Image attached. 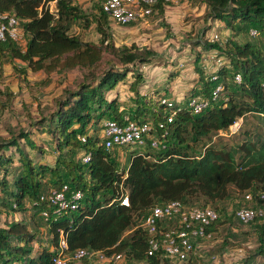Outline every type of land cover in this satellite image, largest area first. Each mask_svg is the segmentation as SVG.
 <instances>
[{"label":"trees","instance_id":"obj_1","mask_svg":"<svg viewBox=\"0 0 264 264\" xmlns=\"http://www.w3.org/2000/svg\"><path fill=\"white\" fill-rule=\"evenodd\" d=\"M45 1L0 0V12L14 14L26 37L22 49L9 39L0 42V57L7 53L17 57L27 68L45 72L73 66L90 67L101 57L100 44L105 42L110 44L121 63L149 61L151 50L138 49L133 45L112 46L107 23L109 19L101 11L98 1L95 0L94 4L97 14H91L90 19L72 0H55V10L45 8ZM201 1L205 17L222 21L232 32L244 28H247V33L249 28L264 32V0ZM38 6H41L40 9ZM162 7L159 2L155 4L158 10ZM75 20L94 22L99 45L68 32L71 22ZM228 42L227 48H221L216 42L198 43L203 44L204 48L214 47L219 52H225L232 68L240 74L239 83L233 81V73L232 82H225V67L213 72L216 74L214 79L210 78L212 73L205 80L199 73L198 78H202L203 83L190 95L207 97L219 80L223 82V90L216 100L197 113L185 108L186 98L183 99L185 102H181L182 106L175 111L172 121L163 126L165 133L160 134L161 128L154 130L163 146L152 147L147 141L141 150H130L125 165L120 167L114 153L104 149L99 142V135L86 133L94 117L119 119L121 116L116 111L117 96L107 100L103 90L111 88L113 91L116 83L126 76L127 69L108 68L86 82H79L77 88L68 91L67 96L57 102L53 113L41 120L46 121L47 130L55 138L57 155L52 165L34 163L27 153L22 152L18 138H24L34 147L24 130L7 139L0 138V191L13 200V207L22 208L27 199L31 201L32 208L39 210L37 206L42 202L38 203V195L41 191L58 187L62 182L67 183L69 189L79 188L83 196L74 210L55 218L49 214L45 219L53 247H56L61 232L68 253L75 248L85 247L100 250L105 256L122 252L126 259L159 264L163 254L146 255V234L136 223L152 206L172 199L188 205H193L191 200H201V204L195 205L204 206L207 202L228 198L229 187L241 192L242 196L246 191L253 194L264 192V52L253 41ZM197 62L196 57L198 67ZM136 77L128 84L134 92L139 83L134 81ZM222 93L225 96L221 99ZM135 95L134 101L139 98L136 92ZM157 102L159 107H163L159 100ZM142 108L136 104L129 117L165 122L166 110L155 108L150 117H138L137 112ZM246 112L260 117V126L243 131V139L238 142L225 146H215L209 142L211 135L225 129ZM102 121H98L99 129ZM78 134H84L85 141H80ZM9 146L17 149L19 164L18 171L8 181L5 178V174L9 173L6 166L12 160L1 150ZM80 148L89 151L87 162L74 158ZM73 169L78 170L75 176L71 173ZM83 174L87 178V186L79 180ZM120 192L126 194L127 205L119 202L117 197ZM253 198L258 201L253 205H261L264 211V199L257 198L255 194ZM44 207L47 208L46 205ZM222 214L227 217L226 212ZM40 218L43 216L40 215ZM218 218L206 227V231L210 233ZM257 230L258 244L253 253L264 255V220ZM36 231L29 230L26 222L17 219L0 226V264H47L54 249L41 248L32 254L31 241ZM81 258H69L65 264H87L86 260L78 263Z\"/></svg>","mask_w":264,"mask_h":264},{"label":"rangeland","instance_id":"obj_2","mask_svg":"<svg viewBox=\"0 0 264 264\" xmlns=\"http://www.w3.org/2000/svg\"><path fill=\"white\" fill-rule=\"evenodd\" d=\"M72 1L85 11L89 19L91 14H97L95 0ZM107 21L113 47L133 45L138 49L146 48L152 52L149 61L121 63L110 44L105 42L100 44L101 57L90 67L73 66L45 72L42 69L31 70L17 57L7 53L0 57V138L7 139L20 130L27 132L34 147L24 138H18L17 141L22 152L27 153L34 163L52 165L57 155L54 135L47 130L46 121L41 120L52 114L57 102L67 96L68 91L77 88L79 82H86L108 68H126L127 73L116 83L113 91L111 88L103 90L104 97L109 100L117 96L116 111L121 115L129 116L132 108L139 104L143 108L137 112L138 117L148 118L155 108L165 111V108L158 106V96L164 95L177 103L184 102L183 99L190 96L192 91L201 87L207 75L220 67L227 68L223 74L225 82H232L231 75L235 70L226 53L219 52L214 47L204 48L199 41L216 42L221 48L228 47V40L253 41L259 44L264 52V32L258 30L253 36L249 31V34L247 33V28L232 32L233 30L226 28L222 21L205 17L201 0H169L161 10L154 9L148 16L126 25ZM68 32L95 45L100 43L93 21H72ZM25 40L23 35L15 41L16 46L22 49ZM196 57L199 68L195 64ZM199 73L203 79L198 78ZM135 74L137 80L134 81L139 82L135 92L139 98L134 101L135 92L128 84ZM221 95L222 99L225 95ZM104 118L106 116L96 119L94 117V122L88 124L86 133L99 135L98 121ZM259 118L246 112L235 132L229 133L227 128L219 130L210 136L209 142L215 146L238 142L243 139V131L260 126ZM160 131L162 133V130ZM142 146L120 145L109 151L114 153L119 166L122 167L127 161L128 152L141 150ZM1 152L12 160V163L6 166L9 173L5 174V178L9 181L18 171V152L14 146H9ZM81 152V148L75 152L76 160L80 159ZM71 173L75 176L78 170L73 169ZM1 175L2 169L0 177ZM79 180L88 185L85 174ZM229 190L228 198L206 203L220 213L219 221L210 230L209 236L194 240L193 250L187 259L178 261L174 257L161 255L159 264H264V255L253 253L258 244L257 226L264 220V215L249 222H241L232 214L234 207L253 205L257 200L253 198L251 201H245L241 192L234 191L232 187H229ZM191 202L194 205L202 203L201 200ZM259 203L263 204V201L259 200ZM13 206V200L0 191V226H6L10 220H22L27 223L29 230H37L31 241L32 254L41 248L55 249L50 242L51 235L47 230L46 220L40 218L39 210L32 208L31 201L26 199L20 209ZM223 212H226L227 217ZM140 221L137 219L136 223L139 224ZM82 260H86L87 264H114L111 259H99L97 255L81 258L77 262ZM125 264L140 262L125 259Z\"/></svg>","mask_w":264,"mask_h":264},{"label":"built area","instance_id":"obj_3","mask_svg":"<svg viewBox=\"0 0 264 264\" xmlns=\"http://www.w3.org/2000/svg\"><path fill=\"white\" fill-rule=\"evenodd\" d=\"M55 0H47L43 6L49 10L54 9ZM101 11L114 24L126 25L137 19L148 16L155 8L156 3L164 6L169 0H96ZM41 6H38L40 9ZM251 35L256 34L254 28H249ZM23 36L18 18L9 12H0V42L9 39L13 42ZM216 37V36H215ZM211 79L216 78V74H211ZM235 82L240 81V74L235 72L232 75ZM223 90V82L219 80L209 91L207 97H198L190 95L186 98L183 105L192 113H197L206 108L211 102L219 97ZM160 103L166 110L165 122H153L151 119H132L128 115H121L119 119L105 118L102 121L99 142L103 148L109 150L114 146L120 145H143L147 143L152 147L163 146L160 140L155 136L154 130L161 128L163 135L165 133V124L173 119V115L181 102L177 103L166 96H158ZM241 117L233 120L226 128L229 133L237 130L240 126ZM224 130V129H222ZM80 141H85L84 134H78ZM89 151L82 150L80 160L87 162ZM257 198L264 199V192L254 193ZM253 192L243 193V200L251 201ZM83 192L79 188L69 189L67 183L62 182L58 187L47 188L38 195L37 206L40 215L44 219L64 215L74 210L81 202ZM118 200L121 204L127 205V196L120 192ZM47 206L45 208L44 206ZM263 208L260 205H238L233 208V216L241 222H248L257 216L263 214ZM218 212L208 205H188L178 199L168 200L161 204L152 206L142 217L139 226L146 234V255L160 254L174 257L178 261H183L189 257L193 250V242L196 238L209 236L206 227L218 218ZM47 264H65L69 258L79 259L97 255L99 259L109 258L114 264H125V255L122 252H113L105 256L100 250H91L85 247H78L69 253L66 251V243L63 234L59 233V238L54 247ZM140 264H149L143 260Z\"/></svg>","mask_w":264,"mask_h":264}]
</instances>
